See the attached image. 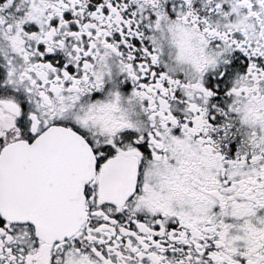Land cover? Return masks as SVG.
<instances>
[{"label":"snow or ice","instance_id":"6c2138e0","mask_svg":"<svg viewBox=\"0 0 264 264\" xmlns=\"http://www.w3.org/2000/svg\"><path fill=\"white\" fill-rule=\"evenodd\" d=\"M0 264H264V0H0Z\"/></svg>","mask_w":264,"mask_h":264}]
</instances>
